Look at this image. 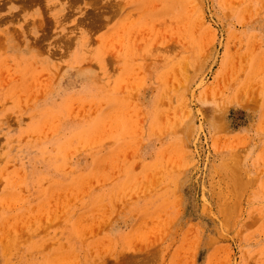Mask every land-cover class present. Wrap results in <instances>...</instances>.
<instances>
[{
    "label": "rangeland",
    "instance_id": "1",
    "mask_svg": "<svg viewBox=\"0 0 264 264\" xmlns=\"http://www.w3.org/2000/svg\"><path fill=\"white\" fill-rule=\"evenodd\" d=\"M0 264H264V0H0Z\"/></svg>",
    "mask_w": 264,
    "mask_h": 264
}]
</instances>
